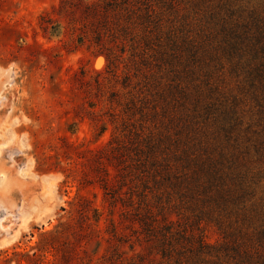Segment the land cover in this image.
<instances>
[{"label": "trees", "instance_id": "trees-1", "mask_svg": "<svg viewBox=\"0 0 264 264\" xmlns=\"http://www.w3.org/2000/svg\"><path fill=\"white\" fill-rule=\"evenodd\" d=\"M58 10L78 31L76 45L91 38L107 59L96 80L107 107L90 99L83 109L97 138L114 125L111 138L80 150L63 137L61 150L88 166L82 183L103 191L104 262L264 264V0H61ZM40 19L60 34V19ZM231 76L241 78L237 93ZM244 91L261 108L246 128ZM75 204L71 221L31 249L2 251L0 264H89L82 242L99 236L103 209L85 196Z\"/></svg>", "mask_w": 264, "mask_h": 264}, {"label": "rangeland", "instance_id": "rangeland-1", "mask_svg": "<svg viewBox=\"0 0 264 264\" xmlns=\"http://www.w3.org/2000/svg\"><path fill=\"white\" fill-rule=\"evenodd\" d=\"M60 2L0 0V253L14 247L31 249L43 233L59 222L71 221L75 203L85 196L103 209V215L99 236L90 235L89 243L82 242L88 250L81 255L92 257L89 264H109L103 260L110 223L103 191L95 182L82 183V170L88 166L61 155L62 149H69L63 145V137L80 150L103 146L111 138L114 125L108 123V129L97 138V123L83 109L89 108L90 99L97 108L107 107L108 93L102 96L96 86V80L102 82L106 74L107 59L91 38L76 45L78 31L71 30L65 13L58 14ZM81 11L79 7L73 14ZM44 12L62 22L58 36L41 28ZM239 81L241 78L237 81L231 76L233 93L239 92ZM111 84L106 81L104 91ZM241 99L239 109L246 128L259 119L261 108L246 91ZM71 124L77 127L76 133L69 131ZM261 164L264 166V156ZM48 166L52 169L39 170ZM205 232L210 243L220 238L215 226H208Z\"/></svg>", "mask_w": 264, "mask_h": 264}, {"label": "bare ground", "instance_id": "bare-ground-1", "mask_svg": "<svg viewBox=\"0 0 264 264\" xmlns=\"http://www.w3.org/2000/svg\"><path fill=\"white\" fill-rule=\"evenodd\" d=\"M101 60V59H100Z\"/></svg>", "mask_w": 264, "mask_h": 264}]
</instances>
